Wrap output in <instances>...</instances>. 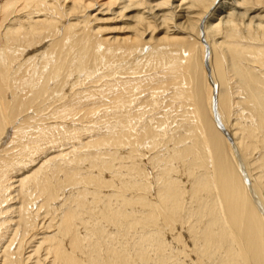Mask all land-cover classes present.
Here are the masks:
<instances>
[{"label":"bare ground","instance_id":"obj_1","mask_svg":"<svg viewBox=\"0 0 264 264\" xmlns=\"http://www.w3.org/2000/svg\"><path fill=\"white\" fill-rule=\"evenodd\" d=\"M171 1L0 0V264H264V0Z\"/></svg>","mask_w":264,"mask_h":264},{"label":"rangeland","instance_id":"obj_2","mask_svg":"<svg viewBox=\"0 0 264 264\" xmlns=\"http://www.w3.org/2000/svg\"><path fill=\"white\" fill-rule=\"evenodd\" d=\"M178 2H179V0H172L171 1V3L173 5L178 4ZM95 25L103 27V29H105V30H104V32H102V35L107 36V35H116L118 33V31L115 30L114 28L119 26V25H123V24H121V21H110V22H105V23L98 22V23H95Z\"/></svg>","mask_w":264,"mask_h":264}]
</instances>
